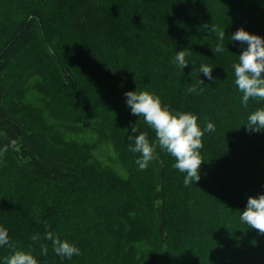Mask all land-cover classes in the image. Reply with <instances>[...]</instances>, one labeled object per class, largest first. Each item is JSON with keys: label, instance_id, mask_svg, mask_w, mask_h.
<instances>
[{"label": "trees", "instance_id": "16d2710c", "mask_svg": "<svg viewBox=\"0 0 264 264\" xmlns=\"http://www.w3.org/2000/svg\"><path fill=\"white\" fill-rule=\"evenodd\" d=\"M241 27L264 38V0H0V264L15 251L39 264H264V235L239 219L264 194V131L246 126L264 101L245 106L232 69ZM136 90L215 125L198 182L185 187L158 146L139 169L132 125L156 138L126 104ZM49 233L80 254L57 255Z\"/></svg>", "mask_w": 264, "mask_h": 264}, {"label": "clouds", "instance_id": "9594fccd", "mask_svg": "<svg viewBox=\"0 0 264 264\" xmlns=\"http://www.w3.org/2000/svg\"><path fill=\"white\" fill-rule=\"evenodd\" d=\"M211 31L216 34L219 41L212 51L215 54L222 53L225 30L213 25ZM230 39L246 45L237 56V61L232 64L234 83L242 93V102L247 106L250 99L264 101V38L241 27L231 35ZM188 55L190 53L185 50L178 51L173 63L184 69L189 64L186 59ZM198 71L209 80L214 79L211 66L201 64ZM200 83L203 81L201 80ZM188 91L195 93L196 87H190ZM125 97L131 114L142 117L144 123L154 131L156 138V143H150L148 134L139 132L137 123L132 125V135H129L128 139L134 142L130 151L140 153V158L136 160L139 169L141 171L147 169L149 163L156 158L155 153L158 146L174 158L173 167L175 169L186 173L183 178L185 187L198 182L201 178L200 168L204 163L200 155V149L203 147L202 137L205 131H215V125L208 122L202 130L196 115L190 112L174 113L169 106L162 103L159 96L148 91H128ZM246 126L250 133L264 131V107L257 108L249 114ZM239 219L249 228L264 235V194L258 197L250 196L246 208L240 212ZM46 238L52 241L53 250L61 257L70 259L73 255L80 254V249L67 240H61L51 233L47 234ZM32 239L37 240L38 235H33ZM8 243V231L0 227V246ZM41 252L47 255L46 245L41 246ZM7 264H39V261L31 253L15 251L8 258Z\"/></svg>", "mask_w": 264, "mask_h": 264}]
</instances>
